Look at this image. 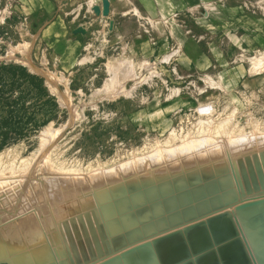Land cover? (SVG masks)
<instances>
[{
	"label": "rangeland",
	"instance_id": "rangeland-1",
	"mask_svg": "<svg viewBox=\"0 0 264 264\" xmlns=\"http://www.w3.org/2000/svg\"><path fill=\"white\" fill-rule=\"evenodd\" d=\"M55 8L64 24L59 44L41 40L38 18L24 25L23 16L0 14L11 23L0 26V228L6 234L18 235L19 217L33 214L35 222L24 229L40 237L39 254L50 250L56 264L78 263L73 248L79 242L68 230L78 217L76 207L98 206L109 190L224 173L236 191L243 176L256 175L262 185L264 0H195L166 16L148 13L140 0H48L49 22ZM116 23L128 26L121 42L112 35ZM137 41L142 56L132 50ZM75 44L82 50L73 51ZM69 50L73 54L66 56ZM112 86L118 94H107ZM160 154L169 155L168 163L135 166L104 180ZM20 192V212L10 217L12 197ZM238 192L236 202L194 228L248 220L245 211L232 208L264 199V187L246 196ZM256 203L247 209H259V217L264 202ZM194 228L146 248L147 241L176 229L160 231L111 256L130 244L132 252L168 248ZM125 256L80 264H116Z\"/></svg>",
	"mask_w": 264,
	"mask_h": 264
},
{
	"label": "bare ground",
	"instance_id": "bare-ground-1",
	"mask_svg": "<svg viewBox=\"0 0 264 264\" xmlns=\"http://www.w3.org/2000/svg\"><path fill=\"white\" fill-rule=\"evenodd\" d=\"M168 156L160 154L153 158H144L136 162L135 164H129L127 166L122 167L121 169L117 170V172L115 171L113 173L105 175L106 179L104 180H112L116 177L123 176L126 172H129L133 169H137L135 166H141L143 170H146V166L148 165V163L155 165L161 160L167 162ZM167 172L168 169H165V174ZM255 176L256 175H253L252 177L243 176L242 178H240L238 183L239 186L241 185V189L238 188L239 192H237L241 193L244 196L259 192V190L264 187V182H262V185L259 186L260 183L254 180ZM163 182H165V180ZM232 182L235 185V181ZM142 183H149V181H144ZM129 186L134 185L131 184L126 187ZM126 187L120 186L119 188H117L118 191L109 190L110 194L106 193L101 195L105 198L102 201H99L98 206L91 207L89 208V210H87L84 205H79L76 207V209L78 210V216H82L77 217V219L74 220L73 224L68 226V230L70 231L72 236L79 242V245L76 247L77 250L80 248V243L83 244L84 248L86 249V257L83 256V253H81L79 256L80 260H78V263H75L73 261H69L68 263L66 261L62 264H80L89 261L90 259H95L98 256L101 258L108 257L107 260L101 261L103 263L111 259L115 260L122 255L126 256L123 260L116 264H252L253 262L251 263V258L253 257V255H251V250H249L250 247H253L254 254L256 253L255 255L257 256V259L254 255L256 259L255 262L257 264H264V213L262 214L264 206H261L260 208L262 211V215H260L259 217L256 216V213L259 209L256 210L255 207H253L255 208L253 210L247 209L250 206L257 205L258 203L256 202H260L261 204H263L262 202H264V199H257L255 201L245 202L233 208L229 207L230 210L232 208V210L236 213H241L245 211V213L248 215V220H246L240 226H235L229 221L221 220L215 221L214 224H211L212 226H207L203 229L194 228L198 226L203 219H205L202 218V220L196 223H189L190 225L185 226L184 228L176 229L172 232L165 233L162 236L155 237L154 239L147 241L148 243L146 242V245H149L146 248H149L152 245L157 244V242H161V240H159L161 237L167 236L175 231L181 232L187 230L189 226L194 225L193 227H191L194 229L189 231V233L182 234V239L174 241L172 243H168V248L163 249L162 245L160 247H154L145 250L139 249L144 246L143 244L136 248L139 249L137 250V252H132L131 250H128L132 245L130 244L125 249V251L123 250L124 252L112 257L111 255H114L112 254L113 252L122 250L123 247H125L131 242H141L149 238V236L151 235L159 234L160 231H158V228L162 225L159 224L156 227L149 226L142 230L130 233L127 236L118 237L110 240V237L112 235L109 229L111 228L113 222L111 216L113 214V211H116L115 202L121 200V197H125L126 193L122 190H124ZM235 190H237V188H235ZM119 191L120 193H118ZM23 197L24 193L22 192L18 193L15 197H12L14 199V202L12 203V207L10 209V217H13L14 215L20 212V207L18 204L19 200L20 202L23 200ZM86 200L89 202V198ZM87 205L89 207L90 202ZM91 210L93 211V215L89 214V217L84 215V213ZM254 214L255 217H253ZM86 217H88L91 223L93 224V230L95 231V235L98 238V243L101 247V252L99 254H97V252H94V254L92 253L91 255V252L87 248L86 242H88L89 240L90 243H92L93 238L87 226L88 223L86 222ZM79 220H83L82 222H84V228L86 232H83L79 228L77 229L78 231L76 230L75 226H79ZM32 222H35L33 214H22L18 219V223L21 224L15 230V234H18L16 236H14V234H6L3 229L0 228V252H3L0 255H6V257L0 256V264H56L50 250L47 251V253L45 254H39L38 245L40 237H38L37 235L29 236L28 234H26L27 232L24 229V225L32 224ZM233 223L237 225V219H235ZM104 227H106L107 234L105 232L100 233V229H103ZM20 233H23L25 236H20ZM149 233L152 234L148 235ZM43 235L46 236L44 231ZM243 235L246 236L247 243L244 240ZM248 244H250V247H248ZM8 249L11 250L7 251ZM161 249L163 250L161 251ZM78 251H80V249ZM258 251H261V253H257ZM43 255H46V257L43 258Z\"/></svg>",
	"mask_w": 264,
	"mask_h": 264
},
{
	"label": "water",
	"instance_id": "water-1",
	"mask_svg": "<svg viewBox=\"0 0 264 264\" xmlns=\"http://www.w3.org/2000/svg\"><path fill=\"white\" fill-rule=\"evenodd\" d=\"M124 191L126 193L125 197H121V200L115 202L116 211H113L111 216L113 222L109 229L112 235L110 240L127 236L149 226L156 227L159 224L162 225L158 228V231L179 228L233 204L236 202L237 195L235 185L227 173L204 178L203 180L180 178L157 184L141 183L126 187ZM91 206L93 207V204ZM89 214L93 215V211L84 213L88 217ZM88 217H86L87 226L93 242L90 243L88 240L86 245L91 255L94 252L99 254L101 247L93 230V224L90 223ZM82 221L79 220L80 224L75 228L86 232ZM193 226H189L187 229H191ZM176 234L178 232L170 234L169 237ZM79 249L86 257V251L82 243H80ZM78 250L76 247L73 248V257L76 262L80 260Z\"/></svg>",
	"mask_w": 264,
	"mask_h": 264
},
{
	"label": "crops",
	"instance_id": "crops-1",
	"mask_svg": "<svg viewBox=\"0 0 264 264\" xmlns=\"http://www.w3.org/2000/svg\"><path fill=\"white\" fill-rule=\"evenodd\" d=\"M194 1L195 0H140V3L142 5V8L145 9L148 13L159 12L162 16H166L170 11L183 8ZM36 2H39V5ZM58 10V8H55L56 17L54 19L50 18L49 22L47 16L50 15L51 12L48 10V0H0V14L5 16H9L11 14L17 17L23 16L26 18V21H23L24 25L31 24L32 17L35 18V20H37L38 18L40 24L42 25L40 28L41 40L46 42L47 40H51L53 38V41L56 44L64 42L65 38L63 30L64 24L57 15ZM27 17L29 18L28 21ZM2 24L11 25V23L7 21L6 18L0 19V26H2ZM215 25L216 28H220L219 24ZM127 32L128 26L126 24H123L121 26V24L116 23V29L113 30L112 35L114 39L118 40V42H121V39H123ZM81 47V45L75 44V46L73 47V51H75L76 48L82 50ZM132 50L137 56H142L145 53L144 46L139 41L136 42V45ZM71 52L72 50H69L65 53V55L68 56L70 54H73ZM107 94L115 95L118 93L117 91H114V87L112 86Z\"/></svg>",
	"mask_w": 264,
	"mask_h": 264
}]
</instances>
